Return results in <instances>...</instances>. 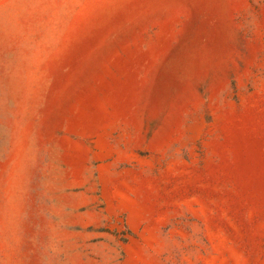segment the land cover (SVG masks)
<instances>
[{
  "label": "rangeland",
  "instance_id": "rangeland-1",
  "mask_svg": "<svg viewBox=\"0 0 264 264\" xmlns=\"http://www.w3.org/2000/svg\"><path fill=\"white\" fill-rule=\"evenodd\" d=\"M0 264H264V0H0Z\"/></svg>",
  "mask_w": 264,
  "mask_h": 264
}]
</instances>
